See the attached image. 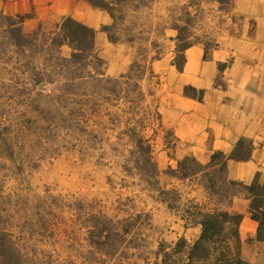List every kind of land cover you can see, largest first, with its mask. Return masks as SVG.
Here are the masks:
<instances>
[{"label": "rangeland", "instance_id": "obj_1", "mask_svg": "<svg viewBox=\"0 0 264 264\" xmlns=\"http://www.w3.org/2000/svg\"><path fill=\"white\" fill-rule=\"evenodd\" d=\"M200 2L178 0L170 14L171 21L175 19L181 26L190 22L189 30L184 33L190 46L183 51L182 69L175 63L177 39L169 38L175 34L164 36L160 32L162 22H153L145 8L130 11L128 19L136 23L135 32L142 31L141 36L149 38L147 44L135 43L138 60L150 68L140 82L144 92L140 103L123 98L108 100L104 91L96 97H61L48 83L37 85L31 95H17L23 87L31 85V80L14 66L21 70L36 65L44 68L54 62L45 58L31 60L20 51L16 59L7 62L4 40L0 38V261L10 264H154V251L168 233L171 220L153 199L155 194L145 189L138 177L127 172L126 169L134 165V144L126 135L119 138V132L125 128V120L132 112H138L137 118L149 111L143 134L152 143V158L159 170L160 185L167 189H186L167 179L165 174L169 166L176 167L182 155L203 153L192 148L186 129L180 128L181 119L193 112L195 104L205 102L209 89L221 94L223 102L229 101L232 90L239 84L232 75L235 64L239 59L246 60L235 43L242 42L255 50L259 46L254 23L247 24L248 30H243L244 23L226 10L214 13ZM44 25L52 28L55 24ZM123 28L120 26V31L123 32ZM151 41L159 44L156 48L160 51L159 58L151 59L157 53ZM140 46L148 51L143 49L139 56ZM193 51L201 65H213L209 85L197 79L200 75L185 78L187 53ZM69 52L68 47L63 48L64 55ZM98 54L106 76L117 78L119 75L107 74L109 61L100 50ZM260 56L259 46V64ZM161 58L165 65L155 66ZM253 61L257 62V58ZM125 81L122 79L123 88L129 86ZM106 87L113 86L106 84ZM259 96H264L261 69ZM175 103L181 105L177 108L180 116L172 120L168 113ZM94 104L99 112L91 113L89 107ZM84 105L89 110L83 116L78 110ZM118 117L122 122L115 126ZM199 159L205 161L201 156ZM98 210L115 219L138 212L151 215L152 226L138 229L148 234L144 251L128 248L130 234L118 249L104 246L100 253L90 252V243L94 240L91 231L97 223L93 214ZM165 239L169 241L171 237ZM132 253L135 255L131 256ZM139 253H142L140 257ZM143 257L148 258L145 261Z\"/></svg>", "mask_w": 264, "mask_h": 264}, {"label": "trees", "instance_id": "obj_2", "mask_svg": "<svg viewBox=\"0 0 264 264\" xmlns=\"http://www.w3.org/2000/svg\"><path fill=\"white\" fill-rule=\"evenodd\" d=\"M152 1L93 0L98 6L107 9L113 18L112 24L102 27L109 41L113 43L140 41L142 45L147 44L149 38L142 37V31L135 32L136 23L128 19V15L130 11L138 12L144 9ZM218 1L222 5H230L233 0ZM25 17L26 15L19 14L0 16V38L4 40V55H8L6 61L15 58L20 51L28 54L31 60L45 58L54 63L44 68L36 65L31 69L23 70L14 66L13 68L20 70L21 74H28L31 80V85L26 86V84L17 95H31L37 85L48 83L59 93V96H68L72 99L100 96L103 91L107 92L104 94L108 100L118 101L123 98L131 103H140L144 98L140 82L149 67L145 62H140L138 57L119 77H107L103 71V60L98 54L93 28L66 17L52 28L40 23L35 30L25 33L22 26ZM189 24L190 22H187L186 25L181 26L175 19L170 23L171 27L177 30L175 63L179 69H182L185 61L183 51L190 46L184 37V33L189 30ZM122 25L123 32L119 29ZM151 45L153 49L159 46L155 41H151ZM64 47L70 49L68 55L63 54ZM143 49L148 51L147 48L140 46L139 56ZM156 52L151 59L159 58V49ZM122 79H125V83L129 85L127 88H123ZM60 81L61 83H58ZM130 81L131 84L128 83ZM106 84H111L113 87L107 88ZM89 108L91 113L99 112L97 104ZM89 108L84 105L78 112L83 116L87 115ZM137 114L138 112H132L131 117L125 120V128L119 132V138L126 135L134 144L132 168L135 171L129 168L126 169L127 172L132 177H138L145 188L157 192L158 199L167 202L171 209H181L184 218L191 223L201 224L200 234L192 242H188L184 237L179 238L174 246L161 242L154 252V264H250L239 256V225L243 216L241 213L230 211L228 206L238 192L246 191L251 196L252 216L260 221L259 236L264 237V211H259V214L254 212L264 204V187L259 184L257 178L250 185L229 179L227 160L248 159L253 147L251 141L240 139L229 153L216 150L206 162L200 161L193 155H186L178 160L175 168L169 166L165 171L169 178L181 182L187 181L189 185H196L195 188L201 189L203 200L193 197L183 203L176 188L167 189L160 185L159 170L152 158V143L150 138L143 134L150 112L146 110L136 118ZM116 122L115 126H119L122 121L118 117ZM93 217L97 223L91 231L94 240L90 243V252L100 253L104 250V246L118 249L127 241L126 236L129 234H132V237L127 245L128 248L141 250L145 246V237L138 229L150 224L151 217L148 213H130L127 217L115 219V216L108 218L98 210ZM134 255L135 253L131 254ZM137 256L140 257L141 254ZM0 264H10V262L0 261Z\"/></svg>", "mask_w": 264, "mask_h": 264}, {"label": "crops", "instance_id": "obj_3", "mask_svg": "<svg viewBox=\"0 0 264 264\" xmlns=\"http://www.w3.org/2000/svg\"><path fill=\"white\" fill-rule=\"evenodd\" d=\"M177 1L153 0L145 7L153 22H162L160 32L164 36L175 34L169 36L172 40L176 37L177 30L170 25V14L172 7L177 5ZM200 4L214 13L226 10V13L244 23L243 30H248L247 24L254 23V34L261 47V62L259 64V46L255 50L250 45L236 42L240 52L245 54L246 60L239 59L235 64L232 75L237 78L239 84L236 89L232 90L230 100L223 102L221 94L209 89L205 102L195 104L193 112L181 119L180 128L182 131L186 129L185 134L192 142V148L203 152L202 155L194 153L193 156L198 159L200 156L203 157L204 162L208 161L210 155L216 150L229 153L240 139L250 140L253 145L251 156L246 160L228 159L227 177L246 185H250L257 178L259 184L264 187V96H259V69L264 72V0H233L230 5L225 6L218 0H201ZM17 14L26 15L22 25L25 33L32 32L40 23L56 24L66 17L93 28L97 49L101 51L103 58L109 61L107 74L110 76H120L125 73L137 58L135 43L109 41L102 27L112 24L113 18L107 9L98 6L93 0H0V16ZM246 35L243 34V36ZM187 55L185 78L192 79L200 75L201 77L197 79L209 85V77L214 71L213 65H201L194 51ZM255 57L257 62L253 61ZM156 62L155 66L165 65L164 58L157 59ZM180 106L175 103V106L169 109L168 115L172 120L179 118L180 112L177 108ZM185 122L188 123L187 127ZM167 179L186 188L180 190L175 187L180 193L181 202L184 203L193 197L203 200L201 189L195 188L196 185H189L187 181L181 182L168 176ZM153 193L155 194L153 199L163 207L167 214L166 218L171 220L168 223V233L165 234V238L170 236L171 240L161 238L159 244L165 242L169 246H174L181 237L186 238L188 242L196 239L200 234L201 224L191 223L183 217L181 209H171L167 202L158 199L157 192ZM228 209L241 213L243 216L239 225V256L250 264H264V237L259 236L260 221L252 216L251 196L246 191L238 192L232 198ZM259 211H264V204L254 210L258 214ZM150 217L152 221V216ZM149 226L152 224L150 223ZM143 236L146 245L148 234L144 233ZM129 241L130 239L128 244ZM144 248L145 246L143 251ZM147 258L143 257L145 261ZM160 259L161 257L158 258Z\"/></svg>", "mask_w": 264, "mask_h": 264}]
</instances>
